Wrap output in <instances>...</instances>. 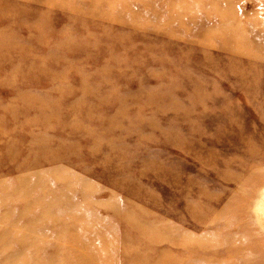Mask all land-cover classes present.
Returning a JSON list of instances; mask_svg holds the SVG:
<instances>
[{"label": "rangeland", "instance_id": "1", "mask_svg": "<svg viewBox=\"0 0 264 264\" xmlns=\"http://www.w3.org/2000/svg\"><path fill=\"white\" fill-rule=\"evenodd\" d=\"M263 185L264 0H0V264H264Z\"/></svg>", "mask_w": 264, "mask_h": 264}, {"label": "bare ground", "instance_id": "2", "mask_svg": "<svg viewBox=\"0 0 264 264\" xmlns=\"http://www.w3.org/2000/svg\"><path fill=\"white\" fill-rule=\"evenodd\" d=\"M257 215L259 216L260 222L264 223V194H261V198L257 203ZM262 225L264 226V224Z\"/></svg>", "mask_w": 264, "mask_h": 264}]
</instances>
